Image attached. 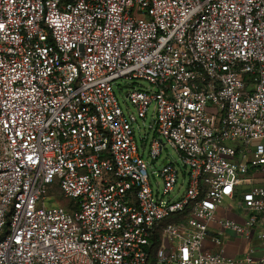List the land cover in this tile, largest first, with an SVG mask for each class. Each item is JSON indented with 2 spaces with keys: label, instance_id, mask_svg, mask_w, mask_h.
<instances>
[{
  "label": "built area",
  "instance_id": "built-area-1",
  "mask_svg": "<svg viewBox=\"0 0 264 264\" xmlns=\"http://www.w3.org/2000/svg\"><path fill=\"white\" fill-rule=\"evenodd\" d=\"M260 174L264 0H0V264H264Z\"/></svg>",
  "mask_w": 264,
  "mask_h": 264
},
{
  "label": "rangeland",
  "instance_id": "rangeland-1",
  "mask_svg": "<svg viewBox=\"0 0 264 264\" xmlns=\"http://www.w3.org/2000/svg\"><path fill=\"white\" fill-rule=\"evenodd\" d=\"M132 85H134L135 87H137L139 89L150 88L149 83L143 79H139V80L119 79V80H117L114 83V92H115V95L119 101V104L121 105L124 112H127L128 109L131 112L134 111V109L131 106L129 100L127 99V95H126V93L128 91L127 86H132ZM152 111H153V106H151L149 109L148 117L145 120V123L139 119L138 123L135 124L137 139H140V137L146 133L149 135L148 142H150V140L153 136V133L149 129V126H150V124H152V121H153ZM148 146H149V144H148ZM147 152H148V148L146 149V153H145L146 158H147ZM165 158H169V159H173V160H175V159L179 160V157L176 154V152L170 146H167V151L164 150L162 157L158 160V162L155 164V166L150 168V171H154V174L151 175V183H152V187L154 189L155 194L157 192H159L160 195L162 194L163 180L161 179V177L159 176V174L157 172H158V170L161 169ZM149 163H150V161H149ZM255 182H256L255 185L264 182V175L260 174L259 176H257V180ZM186 183L187 182H185L184 187L186 186ZM246 188H247V186L242 185L240 187V191L242 192ZM47 201L48 202L54 201V203L50 204L49 206H59V207H62L64 209H67L69 202H70L69 199L64 198L59 193H53L52 195H50L48 197ZM230 236H231V240H229V242L231 245L235 246V244L237 243L235 235L232 233V234H230ZM241 249H242V246H241V248L239 247L237 249V252L240 251Z\"/></svg>",
  "mask_w": 264,
  "mask_h": 264
},
{
  "label": "crops",
  "instance_id": "crops-1",
  "mask_svg": "<svg viewBox=\"0 0 264 264\" xmlns=\"http://www.w3.org/2000/svg\"><path fill=\"white\" fill-rule=\"evenodd\" d=\"M230 217H233V215H229ZM240 241H237V243L234 245H231L230 242L227 243L226 245V252L230 255H235L237 253V249L241 247ZM238 246V247H237ZM237 247V248H236Z\"/></svg>",
  "mask_w": 264,
  "mask_h": 264
}]
</instances>
